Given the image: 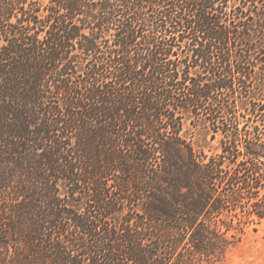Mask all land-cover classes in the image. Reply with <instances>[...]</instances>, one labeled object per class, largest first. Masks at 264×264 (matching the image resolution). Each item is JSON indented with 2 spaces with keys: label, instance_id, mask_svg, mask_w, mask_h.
Segmentation results:
<instances>
[{
  "label": "trees",
  "instance_id": "trees-1",
  "mask_svg": "<svg viewBox=\"0 0 264 264\" xmlns=\"http://www.w3.org/2000/svg\"><path fill=\"white\" fill-rule=\"evenodd\" d=\"M262 220L264 0H0V264H224Z\"/></svg>",
  "mask_w": 264,
  "mask_h": 264
},
{
  "label": "rangeland",
  "instance_id": "rangeland-1",
  "mask_svg": "<svg viewBox=\"0 0 264 264\" xmlns=\"http://www.w3.org/2000/svg\"><path fill=\"white\" fill-rule=\"evenodd\" d=\"M224 264H264V220L248 228L242 241L228 252Z\"/></svg>",
  "mask_w": 264,
  "mask_h": 264
}]
</instances>
